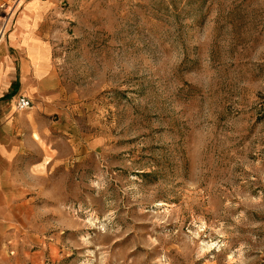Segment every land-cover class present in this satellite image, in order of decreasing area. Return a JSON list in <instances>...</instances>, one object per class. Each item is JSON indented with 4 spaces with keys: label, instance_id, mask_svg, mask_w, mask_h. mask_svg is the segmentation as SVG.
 Here are the masks:
<instances>
[{
    "label": "rangeland",
    "instance_id": "obj_1",
    "mask_svg": "<svg viewBox=\"0 0 264 264\" xmlns=\"http://www.w3.org/2000/svg\"><path fill=\"white\" fill-rule=\"evenodd\" d=\"M0 35L58 95L17 264H264V0H0Z\"/></svg>",
    "mask_w": 264,
    "mask_h": 264
},
{
    "label": "crops",
    "instance_id": "obj_2",
    "mask_svg": "<svg viewBox=\"0 0 264 264\" xmlns=\"http://www.w3.org/2000/svg\"><path fill=\"white\" fill-rule=\"evenodd\" d=\"M0 63L6 70L7 81L0 89V99L15 81L22 90L27 80L31 84L27 96L33 102L30 108L16 111L12 105L7 108L0 102V264H17V224L19 219L24 223L33 222L28 219L29 215L22 217L19 214L27 203V194L33 191V177L44 176L43 172L35 174L34 167L45 160L47 113L58 111V107L53 104L58 95L51 91L45 92V74L51 68L37 76L28 57L27 63L21 62L18 80L17 68L8 56L0 57ZM34 154L40 155L37 161ZM26 238L31 239V236Z\"/></svg>",
    "mask_w": 264,
    "mask_h": 264
},
{
    "label": "built area",
    "instance_id": "obj_3",
    "mask_svg": "<svg viewBox=\"0 0 264 264\" xmlns=\"http://www.w3.org/2000/svg\"><path fill=\"white\" fill-rule=\"evenodd\" d=\"M32 105H33V102L28 96L26 95L19 96L18 101H17L18 109H21V110L27 109V108H30Z\"/></svg>",
    "mask_w": 264,
    "mask_h": 264
},
{
    "label": "bare ground",
    "instance_id": "obj_4",
    "mask_svg": "<svg viewBox=\"0 0 264 264\" xmlns=\"http://www.w3.org/2000/svg\"><path fill=\"white\" fill-rule=\"evenodd\" d=\"M1 36V35H0ZM15 106V105H14Z\"/></svg>",
    "mask_w": 264,
    "mask_h": 264
}]
</instances>
